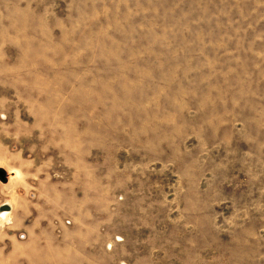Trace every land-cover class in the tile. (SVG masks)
<instances>
[{
	"label": "rangeland",
	"instance_id": "1",
	"mask_svg": "<svg viewBox=\"0 0 264 264\" xmlns=\"http://www.w3.org/2000/svg\"><path fill=\"white\" fill-rule=\"evenodd\" d=\"M0 169V264H264V0H0Z\"/></svg>",
	"mask_w": 264,
	"mask_h": 264
},
{
	"label": "bare ground",
	"instance_id": "2",
	"mask_svg": "<svg viewBox=\"0 0 264 264\" xmlns=\"http://www.w3.org/2000/svg\"><path fill=\"white\" fill-rule=\"evenodd\" d=\"M8 206H10V208L12 207L10 204ZM10 215H11V209H8V208L1 209L0 208V224H10L11 222Z\"/></svg>",
	"mask_w": 264,
	"mask_h": 264
},
{
	"label": "water",
	"instance_id": "3",
	"mask_svg": "<svg viewBox=\"0 0 264 264\" xmlns=\"http://www.w3.org/2000/svg\"><path fill=\"white\" fill-rule=\"evenodd\" d=\"M0 179L3 180V181H7V177L5 176V173L3 170L0 169ZM3 208H8L10 209V206H8L7 204L5 205H2L1 209Z\"/></svg>",
	"mask_w": 264,
	"mask_h": 264
},
{
	"label": "crops",
	"instance_id": "4",
	"mask_svg": "<svg viewBox=\"0 0 264 264\" xmlns=\"http://www.w3.org/2000/svg\"><path fill=\"white\" fill-rule=\"evenodd\" d=\"M9 184H10V180H9ZM11 186V185H10Z\"/></svg>",
	"mask_w": 264,
	"mask_h": 264
}]
</instances>
